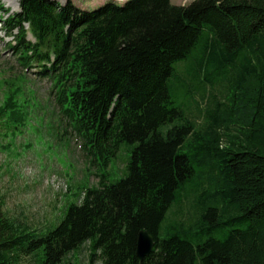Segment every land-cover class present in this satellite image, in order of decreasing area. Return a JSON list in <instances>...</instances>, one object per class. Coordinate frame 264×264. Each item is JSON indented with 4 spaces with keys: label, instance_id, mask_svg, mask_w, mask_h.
I'll return each instance as SVG.
<instances>
[{
    "label": "trees",
    "instance_id": "16d2710c",
    "mask_svg": "<svg viewBox=\"0 0 264 264\" xmlns=\"http://www.w3.org/2000/svg\"><path fill=\"white\" fill-rule=\"evenodd\" d=\"M19 7L0 18L2 30L15 40L20 66L58 89L65 132L99 186L85 188L47 234L11 218L0 197V264H80L74 256L86 246L88 264H264V0H107L91 11L74 0H19ZM182 63L204 98L210 91L206 108L194 94L192 106L175 104L173 81L186 91ZM20 92L0 106V124L24 121ZM124 143L133 145L127 175L110 183ZM186 200L189 218L181 213L175 231L163 230ZM144 230L155 248L140 263Z\"/></svg>",
    "mask_w": 264,
    "mask_h": 264
},
{
    "label": "rangeland",
    "instance_id": "374dc122",
    "mask_svg": "<svg viewBox=\"0 0 264 264\" xmlns=\"http://www.w3.org/2000/svg\"><path fill=\"white\" fill-rule=\"evenodd\" d=\"M55 1L65 4V0ZM75 1L78 6L91 11L107 0ZM182 1L173 0L172 4L183 6ZM184 1L190 4L195 0ZM0 7L6 11L0 12V18L6 19L20 11L19 0L15 4L0 0ZM14 41L0 25V106L8 95L20 89L17 100L28 113L16 127L13 124H0V197L5 200L4 210L11 218L26 221L41 234H47L57 227L69 204L82 200L81 192L85 188L99 186V178L95 170L89 168L79 143L65 132V124L61 122L56 105L58 89L54 88L52 80L38 77L35 68L25 70L20 66L11 49ZM177 69L184 75L182 78L186 91L173 81L172 97L175 104L183 108L192 106L190 96L194 94L201 107L206 108L211 97L210 91L204 98L200 94L203 90L198 92V83L187 78L184 64H179ZM218 91L221 92V89L218 88ZM190 113L199 124L204 121L203 112L199 113L192 108ZM167 128L169 127H165ZM191 142L193 140L189 139L185 143L182 152L190 154ZM132 148L133 145L127 143L120 146L118 155L109 168L110 183L127 175L126 167ZM190 204L193 202L186 200L180 207L171 209L162 229L172 227L168 231H175L181 213V220L189 218ZM195 231H199V228H194ZM168 235L164 234L163 237ZM89 255L86 246L74 257L80 264H88ZM76 261L73 260L72 263ZM23 264L34 263L30 258H25Z\"/></svg>",
    "mask_w": 264,
    "mask_h": 264
},
{
    "label": "water",
    "instance_id": "95a60500",
    "mask_svg": "<svg viewBox=\"0 0 264 264\" xmlns=\"http://www.w3.org/2000/svg\"><path fill=\"white\" fill-rule=\"evenodd\" d=\"M155 248V239L150 234L149 231L144 230L139 233L137 240V258L142 263L146 258H148Z\"/></svg>",
    "mask_w": 264,
    "mask_h": 264
},
{
    "label": "crops",
    "instance_id": "0c3cea01",
    "mask_svg": "<svg viewBox=\"0 0 264 264\" xmlns=\"http://www.w3.org/2000/svg\"><path fill=\"white\" fill-rule=\"evenodd\" d=\"M126 0H121V1H117V2H119V3H123V2H125ZM74 2H76L75 0H74ZM98 2V1H97ZM172 2H173V0H172ZM182 5L184 6V5H188L187 3H185V1L183 0L182 1Z\"/></svg>",
    "mask_w": 264,
    "mask_h": 264
},
{
    "label": "bare ground",
    "instance_id": "6f19581e",
    "mask_svg": "<svg viewBox=\"0 0 264 264\" xmlns=\"http://www.w3.org/2000/svg\"><path fill=\"white\" fill-rule=\"evenodd\" d=\"M5 1H6L7 3H10V2H11L12 4H13V3L15 4L17 0H16V1H14V0H5Z\"/></svg>",
    "mask_w": 264,
    "mask_h": 264
}]
</instances>
